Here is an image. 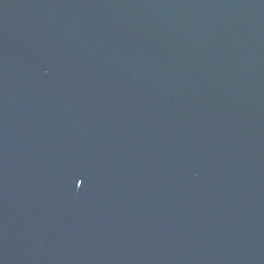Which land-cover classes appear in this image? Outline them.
I'll list each match as a JSON object with an SVG mask.
<instances>
[{
	"label": "water",
	"instance_id": "obj_1",
	"mask_svg": "<svg viewBox=\"0 0 264 264\" xmlns=\"http://www.w3.org/2000/svg\"><path fill=\"white\" fill-rule=\"evenodd\" d=\"M0 264H264V0H0Z\"/></svg>",
	"mask_w": 264,
	"mask_h": 264
}]
</instances>
